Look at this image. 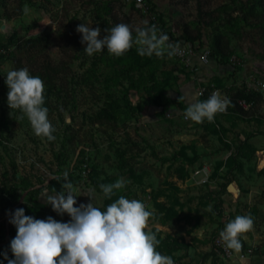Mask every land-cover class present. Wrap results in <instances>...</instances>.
<instances>
[{
    "label": "rangeland",
    "instance_id": "374dc122",
    "mask_svg": "<svg viewBox=\"0 0 264 264\" xmlns=\"http://www.w3.org/2000/svg\"><path fill=\"white\" fill-rule=\"evenodd\" d=\"M84 23L99 26V38L128 24L134 41L136 27L156 25L185 51L141 56L133 43L120 57L106 48L89 56L76 31ZM24 67L44 82L52 141L8 106L6 75ZM211 90L231 100L227 110L212 122L186 119ZM65 172L76 207L90 197L101 211L121 195L142 201L156 250L174 264H228L213 239L250 215L238 255L264 264V0H0V264L13 258L16 209L70 220L40 196L61 191ZM121 177L126 186L105 197L99 185Z\"/></svg>",
    "mask_w": 264,
    "mask_h": 264
},
{
    "label": "clouds",
    "instance_id": "9594fccd",
    "mask_svg": "<svg viewBox=\"0 0 264 264\" xmlns=\"http://www.w3.org/2000/svg\"><path fill=\"white\" fill-rule=\"evenodd\" d=\"M27 11V10H26ZM146 25V22H145ZM76 31L82 36L81 43H86L84 51L91 56L105 48L116 57L124 55L133 43L138 45L141 56L169 58L180 54V44L169 43L167 34L160 33L156 25L136 27L133 40L132 29L128 24L119 23L100 37L99 26L91 28L80 24ZM8 86L7 103L10 109H18L30 122L36 136L55 139V129L48 119V109L44 107V82L37 76L29 74L28 68L10 70L6 75ZM227 97L221 98L213 92L205 101L190 103L185 110V118L196 123L205 119L214 120L217 113H222L231 105ZM60 181V177H56ZM128 181L117 179L111 184H100L105 197L114 195V190L123 189ZM61 191L49 194L44 191L40 196L50 204L58 215L67 214L68 222H60L53 217L36 219L25 215L24 208L16 209L10 223L16 227V235L10 241L12 259L3 254L7 264H174L170 256L162 255L156 250L160 241L156 234L148 229L149 218L153 212L138 199H128L121 195L109 204L105 211L93 205L81 203L76 205V194L68 173L63 174ZM66 194V195H65ZM254 227L250 215H237L226 223L219 233L227 249L240 252L241 236ZM246 239V236H245Z\"/></svg>",
    "mask_w": 264,
    "mask_h": 264
},
{
    "label": "built area",
    "instance_id": "2783aa9c",
    "mask_svg": "<svg viewBox=\"0 0 264 264\" xmlns=\"http://www.w3.org/2000/svg\"><path fill=\"white\" fill-rule=\"evenodd\" d=\"M139 1V0H138ZM180 53H183L185 51V49L183 48V46L180 45ZM206 55H207V52H204L202 58L205 60L206 59ZM213 92H218V90H211L208 92V95H207V98L208 99L211 94ZM219 93V92H218ZM198 95L199 96H203V89H198ZM221 98H224L225 96L221 95ZM236 103L238 104L239 107H241L243 110H249L250 107H251V103L247 100H245L244 98H238L236 99ZM224 112L222 113H217L218 115L220 114H223ZM198 172H201L202 175H201V180L200 181H207L208 180V174H209V170L208 168H206V166L202 167L201 169L198 170ZM262 199H263V202H264V188H263V192H262ZM225 226H223L219 232L216 234V236L214 237L213 239V247L214 249L222 256L226 257V258H230L233 254H234V251L231 250V249H227L223 242L221 241L220 239V236H219V233L224 229ZM247 252H250L251 251V248L250 247H247ZM241 258L244 257V254L241 253L239 255Z\"/></svg>",
    "mask_w": 264,
    "mask_h": 264
},
{
    "label": "crops",
    "instance_id": "0c3cea01",
    "mask_svg": "<svg viewBox=\"0 0 264 264\" xmlns=\"http://www.w3.org/2000/svg\"><path fill=\"white\" fill-rule=\"evenodd\" d=\"M253 239H251V238H244V242L246 243V247L248 246H251V245H253L252 243H253ZM255 256H257V255H255V254H253V255H251L249 258H251V259H249V261L246 263V262H244V260L247 258V257H243L242 259H240L241 257L238 255V252H235L234 251V254L229 258V260H228V264H253V262H254V260H253V258L255 257ZM253 260V261H252Z\"/></svg>",
    "mask_w": 264,
    "mask_h": 264
},
{
    "label": "trees",
    "instance_id": "16d2710c",
    "mask_svg": "<svg viewBox=\"0 0 264 264\" xmlns=\"http://www.w3.org/2000/svg\"><path fill=\"white\" fill-rule=\"evenodd\" d=\"M241 11L244 19H246L248 15V9L246 7H241Z\"/></svg>",
    "mask_w": 264,
    "mask_h": 264
}]
</instances>
